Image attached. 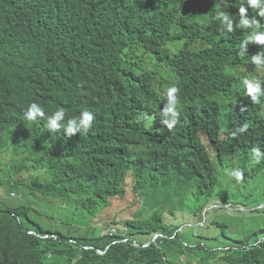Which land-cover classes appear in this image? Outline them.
I'll use <instances>...</instances> for the list:
<instances>
[{
  "label": "trees",
  "instance_id": "16d2710c",
  "mask_svg": "<svg viewBox=\"0 0 264 264\" xmlns=\"http://www.w3.org/2000/svg\"><path fill=\"white\" fill-rule=\"evenodd\" d=\"M53 1L0 0V71L3 65L10 66L14 83L23 89L21 107L10 111L0 103V128L16 124L32 145L30 154L16 151L13 155L15 167L32 169L33 175L10 184L12 190L40 189L58 199L62 209L71 202L81 215L77 222H70L71 214V219H61L63 224L43 226L31 217L33 211L19 207L16 212L0 200L1 227L19 237L14 240L0 234V255L11 242L17 264H264V228H253L254 222L242 228V235L235 232L232 237L224 231L225 247L212 244L220 236L201 230L222 225L210 215L211 205L249 207L253 219L264 200V195L254 194L242 198L232 176L239 169L244 182L257 178L260 173L245 168L239 155L249 149L264 151V96L259 103L252 102L244 85L247 77L259 75L264 88V62L252 66L255 49L250 46L244 53L246 48L243 52L241 48L242 42L250 41L253 29L232 21L233 31L228 32L218 19L221 13L234 18L238 3L214 0L204 13L187 16L172 33H165L158 49L141 55V49L125 53L133 50V40L110 35L105 16L76 33L43 25L41 13ZM244 5L250 7L248 0ZM176 7L175 0L159 7L157 30L170 28L169 12ZM257 30H264V23ZM167 72L176 73L180 82L193 80L194 85L195 103L178 134L160 126L149 129L146 119L157 96L154 83ZM74 88L86 91L53 100ZM33 101L46 116L63 109L67 118H73L89 109L96 119L94 130L71 136L63 129L51 133L46 119H25L24 112ZM66 117L62 125L69 120ZM117 124L165 139L170 152L151 162L133 148L136 141L123 138ZM244 124L247 131L240 133L238 128ZM202 137L211 141L210 147ZM250 139L258 144L246 141ZM91 169L88 178L85 174ZM128 177L134 180L132 192L140 202L133 218H124L115 208L117 201L129 195ZM164 193L174 198L178 193L188 206L142 217L147 194L162 198ZM13 212L25 215L27 221L20 225ZM224 218V227L235 225L231 216ZM201 222L206 226H200ZM101 226L118 233L105 234ZM248 228L252 231L246 233ZM219 252L223 256L218 260Z\"/></svg>",
  "mask_w": 264,
  "mask_h": 264
},
{
  "label": "clouds",
  "instance_id": "9594fccd",
  "mask_svg": "<svg viewBox=\"0 0 264 264\" xmlns=\"http://www.w3.org/2000/svg\"><path fill=\"white\" fill-rule=\"evenodd\" d=\"M166 1L172 0H54L49 7L41 13V21L43 25H52L61 31L76 33L93 25L101 16H105L108 21V32L110 35L117 36L122 41L133 40V50L131 51L129 49L125 53L128 54L141 49V55H143L158 49L160 46V39L165 33H172V31L176 29L180 23L187 18V16L191 14L204 13L207 8L212 6L211 3L214 0H175L177 7L169 12L170 28L164 31H159L154 27V22L157 19L159 7L164 5ZM218 1H222V3L225 4L238 3L239 7L233 14L234 18L221 13L218 16V19L222 21L228 32L233 31L232 21L237 23L240 22L245 28H252L253 31L249 36L250 41L248 43L247 41L242 42V52L245 48L244 53L248 52L249 47L252 46L250 48L255 49V54L251 56L252 66L254 64H261V61L264 62V49H261L260 45L264 44V30H257L260 29L261 24L264 23V0H248V5L250 7H246L244 5L247 0ZM14 80L15 75L12 68L8 65H3L0 71V103L3 107L10 111L21 107L23 98V89L18 87L14 83ZM158 81L159 82L154 83L157 96L146 114L148 128L151 129L156 126H160L167 131L178 134L183 131L187 125L189 119L188 115L195 103L193 80H190V83L185 81L180 82L179 76L176 73L172 74V72H167L159 78ZM260 82L259 75L247 77V79L244 80L247 95L254 103H259L260 98L264 96V88L261 87ZM85 91L86 90L82 88L68 89L55 95L53 100L69 99ZM241 110L243 111L244 109L242 108ZM24 116L29 122H37L38 120L46 119L47 130L51 133H57L63 129L65 135L67 136H71L82 131L85 133L89 131L91 134L96 125V119L89 109L81 111L73 118H67L63 109H58L52 115L46 116L44 108L35 101L28 104L27 109L24 112ZM65 117L69 120H67L66 124L62 125V121H64ZM117 125L123 134V138L136 141L137 143L134 144L133 148L137 152L143 154L145 158L151 162L154 163L158 161L163 152H170L168 143L165 139L150 137L147 131L142 128L126 124ZM247 127V124H244L238 128V131L240 133L246 132ZM246 141L251 144H258L253 139ZM202 142L208 147L212 144L207 137H202ZM31 146L32 145L29 144L25 133L19 129L16 124L12 128H10L8 124H5L0 128V165L4 163H11L15 169L13 174L8 176L0 175V200H5L8 203V207L15 208L16 212H18L17 209L19 207H25L26 211H33L30 207H37V205L41 203H52L59 208L57 210L58 212H68V215H61L58 218H54L55 216L45 215L41 211H39L38 214L43 218L53 220V223H56L57 221L59 224H63L61 219H71V214H73L70 222H77L78 215L71 210V202L65 205V209H62L63 206L58 202V199L44 194L40 189L35 192H29L30 189H21L20 191H17L12 190L10 187L23 175H28L29 177L33 175V173L29 171L32 169H24L22 167L17 168L13 164L16 162L13 157L15 152L24 153L28 151L30 154L32 150ZM249 150L250 152L239 155L240 160L244 162L243 166L245 168H248L251 171H257L260 175L255 179L244 182L243 171L236 169L232 172V176L238 181V183L232 184L239 189L242 198H246L251 194L263 197L264 151L258 148ZM212 152L214 153V151ZM247 161L249 162V166L246 163ZM93 171L94 169H91L90 172L85 175L90 178ZM37 172L51 173L48 170H40ZM51 180L52 179L49 178L45 179L48 183H50ZM130 180L134 184L133 178L128 177L126 183L127 189ZM252 185L255 187V190L247 192L249 187ZM260 185H263V188L257 189ZM31 196L35 197V199L31 200ZM147 196L153 195L147 194ZM255 198L257 197H254V199ZM11 201H20L21 204L13 207L9 205V202ZM263 201L261 202V205L257 207L258 209L264 208ZM237 206L239 205H232L231 208ZM225 207L227 206L211 205L208 208L221 209ZM242 208V210H237V212L249 213L252 210V208L249 209V207L243 206ZM254 209L255 208H253V210ZM228 210L234 212L231 209ZM16 212L11 214L17 217L20 225H23L24 221H27L25 215L19 216ZM102 231L105 234L118 233L115 228H111L109 226L107 231ZM29 232L31 234L36 233L35 230H30ZM0 234H6L14 240L19 239V237L14 236L10 230L5 232L1 225ZM44 237H49V235H44ZM124 241H126V239H124ZM145 245H148V243ZM99 251L103 252L100 249ZM17 262V254L13 244L8 242L7 246H5L3 250V253L0 255V264H17Z\"/></svg>",
  "mask_w": 264,
  "mask_h": 264
},
{
  "label": "rangeland",
  "instance_id": "374dc122",
  "mask_svg": "<svg viewBox=\"0 0 264 264\" xmlns=\"http://www.w3.org/2000/svg\"><path fill=\"white\" fill-rule=\"evenodd\" d=\"M14 172H15V169L13 168L11 163H4V164L0 165V175L8 176L10 174H13ZM258 188L259 189L263 188V185H260L259 187H257V189ZM132 189H133V183L130 180L129 184H128L129 195H128L127 199H125L123 201H117L115 204L116 210L120 214L122 213L124 218H133L134 214L137 210V207L138 206L140 207V202L138 201V199L135 198V196L132 192ZM254 190H255V187L252 185L249 187L247 192L254 191ZM174 195L176 196L175 198L173 196H169L165 193L162 194V198H161V195L147 196L146 197V203L144 204V213L142 214V217H149V216L153 215L155 212H157V213L165 212V211L169 210L170 208H176V209L181 211L183 208L188 206V204L185 203V200L183 202L182 197L178 193H174ZM30 198H31V200L35 199V197H33V196H31ZM19 204H21L20 201L9 202V205L13 206V207L17 206ZM218 204H223V202L218 203ZM30 208L33 209V212L31 213V217L33 219H35V218L38 219L42 223L43 226H54L53 220L41 217L38 214L39 211H41L43 214L48 215V216L53 215V216H55L54 218H58L61 215H68V212H64V211L58 212L57 210L59 208L56 207L52 203H41V204L37 205V207L33 206ZM42 208H44V209H42ZM70 208L78 216L81 215V214L77 213V211L72 206H70ZM225 208L231 209L234 212H231L229 210L223 211L222 209H219V208L218 209H215V208L209 209L210 215L212 216V218L222 225L211 226L208 229H207V227L201 229L202 233H210L213 235L220 236L217 241L212 243L213 245H215V243H218L221 245L220 247H225L223 244L225 242H228V239L225 238L224 236H222L223 232L226 231L227 234L229 236H232V237H235L234 236L235 232L242 235L241 230H242V228H244V226H246V224L249 221L254 222L253 228H259V227L264 228V208H259L260 212L258 214H256L257 218H253V219H250L251 213L237 212V210H242L243 209L242 207L237 206V207L231 208V206H227ZM50 212H52V213H50ZM104 212H105V214H107L106 217H108L110 215L109 211L106 210ZM226 216H231L235 220L234 226H229V227L223 226V224H226L225 222H223L225 219L224 217H226ZM198 218H200V216ZM97 226H99V225H97ZM195 226H197V225H195ZM200 226L205 227L206 226L205 222L204 223L201 222ZM101 227H102V230H105V231H107V229H108V226H101ZM187 228H188V226H184V229H187ZM248 229L246 230V233L252 231V228H248ZM209 245H210L209 247H213L211 245V243ZM221 256H223V254L219 252L216 255L215 259L219 260V258ZM182 258H184V257L182 256Z\"/></svg>",
  "mask_w": 264,
  "mask_h": 264
}]
</instances>
